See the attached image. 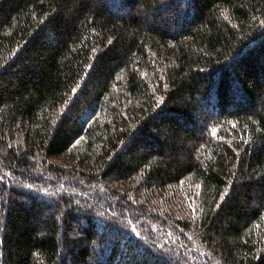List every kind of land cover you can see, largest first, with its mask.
I'll return each instance as SVG.
<instances>
[{
	"label": "trees",
	"instance_id": "1",
	"mask_svg": "<svg viewBox=\"0 0 264 264\" xmlns=\"http://www.w3.org/2000/svg\"><path fill=\"white\" fill-rule=\"evenodd\" d=\"M0 264H264V0H0Z\"/></svg>",
	"mask_w": 264,
	"mask_h": 264
}]
</instances>
